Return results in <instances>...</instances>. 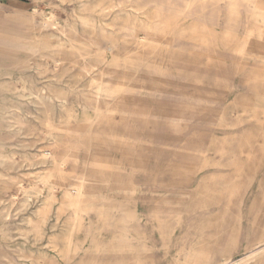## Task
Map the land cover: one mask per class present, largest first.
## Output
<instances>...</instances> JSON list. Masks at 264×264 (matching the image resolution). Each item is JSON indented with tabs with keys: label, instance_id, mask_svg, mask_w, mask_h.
I'll return each mask as SVG.
<instances>
[{
	"label": "rangeland",
	"instance_id": "obj_1",
	"mask_svg": "<svg viewBox=\"0 0 264 264\" xmlns=\"http://www.w3.org/2000/svg\"><path fill=\"white\" fill-rule=\"evenodd\" d=\"M16 11L0 7V22ZM19 12L35 17L44 51L12 50V68L0 62V108L15 116L0 114V211L12 214L4 240L0 217V244L30 246L38 264L97 259L79 247L119 249L120 232L140 233L132 222L90 224L110 196L138 202L147 216L162 207L176 225L173 256L194 246L214 263L223 234L237 233L241 249L264 234V0H43ZM121 97L129 112L136 105L133 119L117 111ZM155 152L163 162L195 154L199 175L155 182ZM30 185L38 193L28 201ZM8 247L0 264H31ZM130 253L120 258H138Z\"/></svg>",
	"mask_w": 264,
	"mask_h": 264
},
{
	"label": "crops",
	"instance_id": "obj_2",
	"mask_svg": "<svg viewBox=\"0 0 264 264\" xmlns=\"http://www.w3.org/2000/svg\"><path fill=\"white\" fill-rule=\"evenodd\" d=\"M40 1L42 2L43 0H0L1 8H6L10 10L11 9L18 10L16 11L18 13L11 12V13L5 14L6 21L2 23L0 22V62L2 61V58H4V62H7V58H8L9 65H5L6 67L8 66L12 68V61H11L12 60L11 57L13 56L12 50L16 52H19V50H31L32 52H34V54H37L38 52H40L39 50L44 51L43 44L36 42V39H38V37L32 36L33 28H31L30 25L33 24L35 17L27 18L24 16L22 12H19L31 6L37 5ZM182 16H183V13H182ZM25 19H26V22H25ZM262 30L263 29L261 28L259 29V31L263 35ZM3 44L6 46H4ZM245 47H246L245 45L242 46V48H245ZM213 54H215L214 51L212 52L211 55ZM27 60L29 62L27 61L26 66H31L33 64V63H30L33 61L32 58L31 59L28 58ZM36 64L38 65L37 62ZM38 66H37V69L41 70V68H43V71L47 70L46 67L40 64ZM7 70L8 69L6 68L5 72H7ZM151 93H153V90ZM118 102L121 103L120 105H122L121 107L122 109L125 108L124 112L121 108L117 110L123 113L124 120H128L129 118H132L130 114L135 112L136 105H134L133 107L134 110L132 112H129L128 107L130 103V98L121 97V98H118ZM0 112H2L0 113L2 115L4 112H5L4 113L5 115L11 114L10 115L11 117L7 116V119L9 120L15 119L13 118L15 116L12 115L13 108L6 106L5 110L3 108H0ZM21 113H22L21 116L23 117V114H24L23 111H21ZM195 114L197 115V118L200 117V113L198 111H196ZM18 116L19 115H17V117ZM3 128H4L3 126H0V142L1 143L5 142V140L3 139L5 130H3ZM170 133L172 134V136L178 137V139L180 135H182V133H179V132H176V133L170 132ZM117 134H121V133L117 132ZM141 134H143V132ZM165 137L169 138L170 136L169 134H166ZM190 142H193V140L187 139L186 141H184L181 147H183V149H187L190 146ZM12 146L14 148L16 147L15 145H11V147ZM100 147L107 148V150L110 151V149L113 148V145H110L107 143L106 144L101 143ZM167 148H170V147L167 146ZM194 150L195 148H193V151ZM175 151L177 150H174V152ZM194 152H196V150ZM194 155L192 154V156H190L186 154L174 153L172 156H170V159L167 160V162H163L162 154L155 152V161H156L155 165H156V170H157L155 182L156 181L158 182L160 180L163 181V179H161L162 176L163 177L166 176L168 180H171L173 182L181 181L185 184L192 182L194 179H196L195 176L199 175V172H200L199 157L197 158ZM70 157L74 158L75 161L78 159V155H70ZM67 159H69V155ZM67 161L70 163V159ZM121 164L122 163L120 161L117 163L116 166L120 169ZM77 165L78 164L76 163V167ZM68 166L70 165L68 164ZM97 173L98 172H95L94 174H97ZM101 173L102 172L98 173L96 176L101 177L105 180L107 179L109 180L110 178V180L112 181L109 175H106L104 173L101 174ZM110 175H113V174H110ZM244 185L240 187V189L238 190L239 191L238 194H240L241 196H243L246 190L247 185L245 186ZM141 186L142 187L140 188L143 191L145 184H141ZM133 188L137 191V188H135L134 186ZM112 189L110 188V190ZM104 205L108 206L109 208L108 212H101L100 214L92 213L90 220H89L91 225H94L95 220L99 219L102 226H105L106 228L113 230L115 221L124 222L126 226H128L129 223L132 222V224L135 225L134 227L135 230L137 231L138 229L140 233L135 236L132 233H129L128 231L120 232L119 239H120L121 245L119 244V246L121 247H119V249H111V247L109 246L111 244L103 245L101 247L99 245H96L94 250H89V248L79 247L77 252L83 251V252L88 253L90 251L92 252L96 251L95 253L98 254V258L94 260H86L85 258H82L78 261H74V260L72 261V259L70 258L69 264H264V234L258 235V233H255L256 237H254L252 240H249V241L247 240V242L244 243L245 245L243 248L244 250L240 248V243H238L240 242V239L238 238L237 233L234 232L235 234H232V235L229 234L231 239H233L232 241L230 237H227L228 234L225 236L223 234V238H222L223 243L219 249V255L221 259H219V261L218 260L215 261L214 263L211 262L210 257L208 254H206V252H203L202 250H197L196 248H194V246L188 251H186V249H184L183 246H179L176 250L175 256H173L171 254L172 252L170 251L169 246L171 242L170 238L172 236L171 231L174 230L173 226H176V225H173L170 218L169 219L167 218L168 217L167 212L163 214L162 211L164 210L162 207H157L156 210L150 213V216L149 215L147 216L144 212L143 207H141L138 202H133L132 200L124 203L110 196L107 198V200H105ZM113 210H117L120 213L113 212ZM179 221L180 219L177 222ZM80 225H82V222H80ZM95 241L96 240L94 237L93 242ZM130 252L136 253L138 258L136 259L132 258V260L124 259L125 261L120 258L121 256H124L125 254H128ZM235 253H237V256L235 255Z\"/></svg>",
	"mask_w": 264,
	"mask_h": 264
},
{
	"label": "bare ground",
	"instance_id": "obj_3",
	"mask_svg": "<svg viewBox=\"0 0 264 264\" xmlns=\"http://www.w3.org/2000/svg\"><path fill=\"white\" fill-rule=\"evenodd\" d=\"M161 5V4H160ZM158 6V5H157ZM160 10V9H159ZM158 11V10H157ZM156 14H157V12H156ZM165 14V13H164ZM162 16V15H161ZM165 16V15H164ZM158 17H159V15H158ZM84 24V23H83ZM54 27V26H53ZM158 27V26H157ZM158 30V29H157ZM53 37V36H52ZM130 39V38H129ZM144 41V40H143ZM230 41V40H229ZM4 44H6V43H4ZM3 44V45H4ZM2 46V45H1ZM4 46H6V45H4ZM19 48V47H18ZM253 59V58H252ZM37 65V64H36ZM39 67V66H38ZM86 68V67H85ZM46 69V68H45ZM48 70V69H47ZM43 71V70H42ZM46 71V70H45ZM91 71V70H90ZM63 74V73H62ZM42 75V74H41ZM61 76V75H60ZM59 76V77H60ZM54 77V76H53ZM57 77V76H56ZM78 78V77H77ZM70 84V83H69ZM84 92V91H83ZM102 93V92H101ZM37 98V97H36ZM63 109V108H62ZM247 109V108H246ZM61 122V121H60ZM69 122V121H68ZM158 122V121H157ZM52 136V135H51ZM75 147V146H74ZM9 157V156H8ZM52 157V156H51ZM5 159V158H4ZM27 160V159H26ZM8 161V160H7ZM28 162H29V159H28ZM2 163H3V161H2ZM30 165V164H29ZM59 166V168H60V166H61V164L60 165H58ZM45 173V172H44ZM102 174V173H101ZM100 174V175H101ZM32 177V176H31ZM105 178V177H104ZM13 180L15 179L16 180V178H12ZM19 180H21V179H19ZM36 180V179H35ZM108 180V179H107ZM109 180H110V178H109ZM108 180V181H109ZM111 181V180H110ZM24 182V181H23ZM18 184L20 183V181H18L17 182ZM26 185V184H25ZM27 185H29V184H27ZM49 186H50V184H49ZM19 187H21L20 185H19ZM19 187H17V188H19ZM53 187V186H52ZM22 188V187H21ZM38 185H34V186H29V188L28 189H26L25 190V192H27L26 194H27V196H26V200H32V198H33V194L35 195V193L37 194L38 193ZM52 189H54V187L52 188ZM48 190V189H47ZM82 190V189H81ZM41 191V190H40ZM39 191V192H40ZM52 191V190H51ZM53 192V191H52ZM81 193V192H80ZM47 195V194H46ZM81 195V194H80ZM20 196V195H19ZM35 197V196H34ZM37 197H39L38 195L36 196V198ZM16 199H17V197L14 195V196H12V201H16ZM17 200H19V199H17ZM24 201V200H23ZM63 201V200H62ZM80 201V200H79ZM27 203V202H26ZM63 203V202H62ZM1 204V203H0ZM12 204V203H11ZM21 204V203H20ZM42 204H44V203H42ZM79 204V203H78ZM7 205V204H6ZM29 206H30V204H29ZM28 206V207H29ZM11 207V206H10ZM253 207V206H252ZM39 210H41V209H38V211ZM251 210V209H250ZM38 211H37V213H38ZM23 212V211H22ZM11 213V212H10ZM10 213L9 212H7V211H0V217L3 219V224L2 225H4V226H2V233H1V239H5V237H9V230H7V228H9V221L11 220V215H10ZM15 213V212H14ZM112 213V212H111ZM35 214H36V212H35ZM38 215V214H37ZM109 215V214H108ZM142 215V214H141ZM16 216V215H15ZM150 216V215H149ZM147 217V216H146ZM15 218V217H14ZM93 218V217H92ZM20 219V218H19ZM26 219V218H25ZM25 219H23V220H25ZM43 219V218H42ZM41 219V220H42ZM144 219V218H143ZM16 220V219H15ZM44 220V219H43ZM59 220V219H58ZM64 220V219H63ZM105 220V219H104ZM162 220V219H161ZM17 221V220H16ZM82 221V220H81ZM80 221V222H81ZM108 221V220H107ZM164 221V220H163ZM33 222V220H31V223ZM44 222V221H43ZM42 222V223H43ZM104 222H106V221H104ZM8 223V224H7ZM41 223V222H40ZM40 223H37L38 225L40 224ZM108 223V222H107ZM70 224V223H69ZM77 224V223H76ZM14 225V224H13ZM38 225H35V229H36V232L38 233ZM41 225V224H40ZM106 225V224H105ZM108 225V224H107ZM7 228H6V227ZM64 226V225H63ZM19 228V227H18ZM18 230V229H17ZM16 231V230H15ZM20 231H21V229H20ZM34 231V230H33ZM74 231V230H73ZM19 231H17V233H18ZM21 233V232H20ZM24 233V232H23ZM26 235V234H25ZM14 236H16V235H14ZM27 237H28V235H26ZM42 236V235H41ZM158 236V235H157ZM23 237V236H22ZM134 237V236H133ZM227 237H230V236H227ZM29 238V237H28ZM27 238V239H28ZM37 238V237H36ZM59 238V237H58ZM121 238H123V237H121ZM230 239H231V237H230ZM238 239V238H237ZM130 240H132V239H130ZM233 239H231V241H232ZM29 241V240H28ZM223 241V240H222ZM234 241H235V239H234ZM130 242V241H129ZM134 243V242H133ZM227 243H228V241H227ZM238 243H240V242H238ZM35 244V243H34ZM33 244V245H34ZM226 244V243H225ZM233 244H235V243H233ZM121 245V244H120ZM0 246L3 248V249H7V247L9 246V245H7V246H3L2 244H0ZM159 246V245H158ZM237 246V245H236ZM38 247V246H37ZM124 247V246H123ZM128 247H129V245H128ZM136 247V246H135ZM235 247V246H234ZM8 248H10V250L11 249H14L13 251L15 252V254L17 255L18 254V257H20V260L22 259V260H25V259H27V258H29L28 260H30L31 259V264H38V262H37V259L36 258H39L38 257V255H37V253H35L34 252V249H32L30 246H29V248L28 249H24L23 247H22V245H18V246H14V248H12V247H8ZM27 248V247H26ZM40 248V247H39ZM232 248V247H231ZM237 249V248H236ZM223 250V249H222ZM229 250V249H228ZM244 250V249H243ZM242 251V250H241ZM260 251V250H259ZM41 252V251H40ZM200 252H202V251H200ZM221 252V251H220ZM225 252V251H224ZM39 253V252H38ZM225 255V254H224ZM42 256V255H41ZM40 256V257H41ZM184 256V255H183ZM186 256V255H185ZM232 257V256H231ZM17 258V257H16ZM241 258V257H240ZM174 259V258H173ZM175 259H176V257H175ZM39 260V259H38ZM124 260V259H123ZM225 260V259H224ZM234 260V259H233ZM26 261V260H25ZM73 261V260H72ZM125 261V260H124ZM46 262V261H45ZM210 262V261H209ZM125 263V262H124ZM5 264V263H4ZM11 264V263H10ZM16 264V263H15ZM18 264V263H17ZM19 264H27V262H21V263H19Z\"/></svg>",
	"mask_w": 264,
	"mask_h": 264
}]
</instances>
